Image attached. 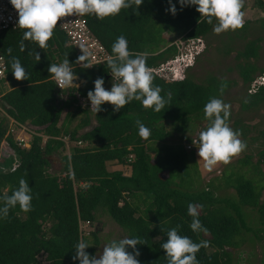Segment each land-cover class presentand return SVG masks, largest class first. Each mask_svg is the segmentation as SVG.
<instances>
[{
	"label": "trees",
	"instance_id": "obj_1",
	"mask_svg": "<svg viewBox=\"0 0 264 264\" xmlns=\"http://www.w3.org/2000/svg\"><path fill=\"white\" fill-rule=\"evenodd\" d=\"M172 3L177 8L175 15L166 11L171 7L169 0H144L138 10L133 6L104 19L84 16L112 55L113 44L123 35L131 52L144 56L148 67H158L177 53L173 41L161 48L166 32L205 39L216 22L214 18L209 24L196 5L182 7L179 0ZM253 6L264 12V0H255ZM251 22L245 21L243 33ZM259 22L264 28V15ZM24 31L18 28L0 32V52L8 64L7 78L0 84V104L7 113L0 120V197L5 193L11 195L23 178L32 189L33 198L29 211L17 204L7 217L0 215V264H40L42 254L49 264H80L73 256L81 240L91 245L86 249L90 255H96L101 244L98 229L88 234L82 230V223L92 225L100 210L126 230L128 238L139 237L146 242L137 245L140 252L137 259L141 264H168L162 244L167 241V231L177 226L180 235L196 243L208 242L207 247L196 253L199 264H239L237 250L245 241V235L253 232L257 239H264L260 235L264 231V170L261 166L264 141L257 152L238 158V170L224 176L227 177L224 182L236 192L237 198L233 199L218 195L219 185L214 182H204L197 150L199 138L188 135L199 122L208 127L210 121L205 117L204 106L216 97L231 106L230 127L239 130L240 139L247 143L249 133L257 125L247 124L246 118L235 117L237 113L264 111V85L250 92L257 74H264V67L256 61L262 37L248 40L237 54L241 61L236 69L245 87L244 95L238 100L241 112L235 111L232 106L235 99L228 96L231 89L240 86L239 80L218 76L211 70L198 77L192 69L200 55L187 70L184 80L171 82L153 74L154 84L162 88L161 95L167 99L171 94L161 112L146 109L141 101L133 100L119 112L113 110L112 104L105 103L97 113L91 109L87 93L94 90L98 77L104 78L105 88L110 87L113 77L106 62L89 68L77 63L78 50L70 45L59 24L46 49L24 40L26 48L21 51ZM8 48L12 49L11 55ZM36 52L41 56L39 62L35 59ZM12 57L20 59L29 79L19 81L14 77ZM66 58L77 79L73 86L60 89L48 68ZM222 83L227 84L223 94L220 92ZM78 116L80 121L74 124ZM11 118L37 127L38 133L32 135L30 147L18 145L15 137L18 127L11 130ZM137 120L150 130L149 138H141ZM167 123L172 129L166 128ZM173 131L179 133L182 142H167L174 136ZM43 135L47 136L46 140ZM65 137L74 143L70 155ZM260 138L264 140V130L260 136H251L252 141ZM5 139L15 152L9 158L2 155ZM157 141L164 143L160 147L153 146ZM185 142L190 145L185 146ZM192 146L196 149L188 150ZM54 156H61L63 168L60 171H51ZM115 160L130 165L132 174L109 170L108 162ZM245 166L250 169L239 171ZM190 203L198 206V218L207 232L197 233L191 229ZM249 210L255 212V220L248 215ZM252 221H256L257 226L252 225ZM128 250L135 251L131 247Z\"/></svg>",
	"mask_w": 264,
	"mask_h": 264
},
{
	"label": "clouds",
	"instance_id": "obj_2",
	"mask_svg": "<svg viewBox=\"0 0 264 264\" xmlns=\"http://www.w3.org/2000/svg\"><path fill=\"white\" fill-rule=\"evenodd\" d=\"M13 7L18 12V26L24 29L23 39L20 41V50L24 51L26 46L24 40H30L38 43L39 48L46 49L48 42L54 36V29L58 23L69 16L95 15L99 19L118 15L122 9H129L135 6L138 10L144 0H10ZM181 6L196 5L197 11L204 17L209 24L213 23L215 18L218 24L214 27V32H222L242 29L245 24L244 7L245 0H179ZM170 11L173 15L177 13V8L172 0ZM137 14L139 12L137 11ZM83 50L77 63H83V67L89 68L93 64L89 58L92 53L80 45ZM11 55L12 49L8 48ZM112 53L107 58L106 64L114 82L111 89L105 88V80L98 77L94 81V90L87 93L91 101V109L99 113L102 111V105L110 103L114 106L113 110L119 112L131 101H141L146 109H153L155 112H161L165 105L169 103L171 94L167 99L161 95L162 88L154 84V75L147 66L146 58L139 54H134L129 50L127 39L121 35L112 46ZM29 55H32L30 52ZM35 59L40 61L39 52L35 53ZM88 61L87 63H85ZM11 68L14 77L23 81L29 79V74L22 65L18 57H12ZM49 73L62 89L71 86L76 80V73L70 66L69 59H64L62 63H52L48 68ZM226 83L220 85V92L223 94ZM231 106L222 99L213 97L204 106L205 117L210 121L206 130L199 134L198 155L205 162V168L211 171L215 165L222 162L228 164L231 159L238 156L247 149V143L240 139L241 132L230 127L228 118L230 116ZM138 132L141 138L147 139L150 136V130L140 121H136ZM200 159V160H201ZM32 189L28 182L21 178L19 187L11 195L5 193L0 200L3 201V207L0 208V215L7 217L9 210L17 206L24 211L31 209ZM188 215L193 219L190 224L194 232H207L199 220V211L196 204L188 205ZM178 227L167 231V241L162 244L168 258V264H199L196 253L202 248L207 247V241L200 243L194 242L188 236H182L178 233ZM163 231V229H162ZM139 237L122 238L119 241L113 240L106 244L102 254L90 255L86 249L91 246L84 240H81L75 247L76 254L73 260H79L80 264H141L137 259L140 255L137 249L138 244H144ZM131 247L134 252L128 250Z\"/></svg>",
	"mask_w": 264,
	"mask_h": 264
},
{
	"label": "rangeland",
	"instance_id": "obj_3",
	"mask_svg": "<svg viewBox=\"0 0 264 264\" xmlns=\"http://www.w3.org/2000/svg\"><path fill=\"white\" fill-rule=\"evenodd\" d=\"M245 8L243 10L244 13V20H252V22L248 26L249 30L245 33L241 31L242 29H237L235 31L228 30L225 32H222L220 34H216L214 32V27L216 24H218V21L216 20L215 25L213 29L207 34L205 41L207 45L206 51L201 55L200 60L196 63V66L194 67L195 73L198 75V77H203V75L208 71L211 70L214 73H216L218 76H222L228 79H237L239 80L240 86L231 89L229 92V97L235 99V103H233L234 109H240V103H239V97L243 96L245 93V90L243 87L242 79L240 78L239 72L236 69V65L240 59H238L237 54L240 49L244 48L245 43L248 40L257 38L258 36L262 37L261 42V49L260 54L257 61V64L261 67H264V28L261 27L259 19L264 15V12L261 9H258L254 7L255 0H245ZM178 34H170L168 32L165 33V39L164 42L161 44V48L165 47L172 41L178 37ZM228 48L230 49L229 51ZM231 68V69H229ZM262 76L264 74H257L256 79H258V82L262 81ZM113 85V81L110 84V87L107 86V89H111ZM5 88H8V85H5ZM4 109L2 108L0 104V119L3 118L2 116L5 114L3 113ZM241 112V111H239ZM250 111V112H243L239 113L237 116L241 118H246L247 124H256V127H253L251 130L252 132L249 133L247 137V149L243 151L238 156L234 157V160L231 161V163L224 164L222 162L218 163L213 167L211 171L205 168V162L201 159V166L200 170L201 173H205V181L204 182H214L215 185H219L218 188V195L224 196V197H233V199L237 198L236 192L233 188L229 187L224 180L226 178L225 175L230 174L233 170H238L239 163L238 158H242L245 156L246 153H254L257 152L262 146L261 143L264 141L262 138L256 141L251 140V136H260L261 130H264V111L262 112H256ZM67 110L63 114V118L66 116ZM260 113H263L260 115ZM237 116L235 118H237ZM254 119L249 120L251 118ZM260 116V118H259ZM62 118V119H63ZM80 121V116L74 120V124L78 123ZM205 125L203 122H199L195 125V128L192 132H189L188 135L190 137H198L201 131L206 130L204 127ZM168 129H172V125L167 126ZM22 130L19 128L16 129V136L20 133L22 136L24 134L21 133ZM191 131V130H190ZM23 132V131H22ZM32 133V132H31ZM174 136L169 138L167 142H171L175 139V142L180 143L182 142V138L178 137L176 135L177 131H173ZM33 135V133H32ZM27 138H32L28 134H26ZM32 140V139H31ZM184 142V141H183ZM164 142H154L153 146L160 147L163 145ZM74 143L71 142V145ZM173 144V143H172ZM176 144V143H174ZM190 145L189 143L185 142V146ZM190 148L196 147H188V150L191 151ZM198 150V149H197ZM64 155V154H62ZM153 156H155V153H152ZM53 168L51 171H60L63 168V162L61 160V156H54L53 157ZM198 158V157H197ZM255 162V160H254ZM262 170H264V164L261 165ZM247 169H250L249 166L242 167L239 171L245 172ZM237 172V171H235ZM203 174V173H202ZM257 178L259 179L258 175ZM98 211V210H97ZM98 217L97 220L92 224L89 225L87 223H82V230L84 234H88L90 232L95 231L98 229L99 237L101 239V244L98 247L96 255L99 256L102 254L103 248L106 244L110 243L113 240H120L122 238L128 237V233L126 230H124L108 213H105L103 211L97 212ZM248 215L250 218H254L255 220V212L253 210L248 211ZM252 225H256V221H252ZM257 226V225H256ZM264 238V231L260 234ZM237 255L239 257V264H264V239L260 240L257 239L255 234L249 233L245 235V241L242 243L241 247L237 250ZM40 264H49V262L46 260V255L42 254L40 256Z\"/></svg>",
	"mask_w": 264,
	"mask_h": 264
},
{
	"label": "built area",
	"instance_id": "obj_4",
	"mask_svg": "<svg viewBox=\"0 0 264 264\" xmlns=\"http://www.w3.org/2000/svg\"><path fill=\"white\" fill-rule=\"evenodd\" d=\"M18 19V12L13 7L10 0H0V32L7 29L20 28L17 25ZM58 24L67 34L70 45L77 48L80 56L83 55V50L80 45H83L92 53L89 60L93 66L105 63L107 58L112 55L105 44L94 33L85 16H69L63 18ZM172 44H175L177 47L176 55L173 58L166 60L158 67L149 68L152 74H156L167 81H181L185 79L187 70L192 67L196 63L197 58L205 52L207 45L203 37H188L187 34L179 36L172 42ZM87 62L88 61L85 63ZM7 69L8 64L6 57L0 52V84L7 78ZM262 78H264V76H262ZM114 82L118 81L113 80V83ZM74 84L75 83L71 86ZM259 85H264V79L263 82H258V79H256L255 82H253V88H251L250 92H255ZM58 87L62 89L59 85ZM68 87L70 86H66L64 89ZM14 126H17L23 132H28L30 134L37 133L34 128L27 124L17 123V121L13 119L11 122V130ZM15 137L18 145L22 147H30L31 140H28L19 134ZM64 141L67 146V152L70 155V139L65 137ZM79 143L82 144V142ZM2 149V155L6 158L15 154L14 150L8 146L6 139L2 142Z\"/></svg>",
	"mask_w": 264,
	"mask_h": 264
},
{
	"label": "crops",
	"instance_id": "obj_5",
	"mask_svg": "<svg viewBox=\"0 0 264 264\" xmlns=\"http://www.w3.org/2000/svg\"><path fill=\"white\" fill-rule=\"evenodd\" d=\"M179 37V36H178ZM178 37H176V38H178ZM192 71H194V68L192 69ZM235 111L236 112H238L239 110L238 109H235ZM3 113H5L2 117H4V116H6L7 115V113L5 112V110L3 111ZM238 115V113L236 114V116ZM2 119V118H1ZM0 119V120H1ZM12 120H13V118H11V122H12ZM27 125L28 126H30V127H32V128H34V129H37V127H35L34 125H32V124H30V123H27ZM168 125H171V124H169V123H167L166 124V128H167V126ZM168 129V128H167ZM170 130V129H169ZM37 132V131H36ZM21 133L22 134H24L23 136L19 133V135L20 136H22V137H24V136H26V134H28L29 136H31L32 137V134H30V133H28V132H22L21 131ZM38 133V132H37ZM39 134H42V133H39ZM176 135H178L177 133H176ZM43 137H44V139L46 140V138H47V136H45V135H43ZM26 139H28V140H31L30 138H27V137H25ZM170 144H174V143H177V142H175V139L173 140V141H171V142H169ZM70 144H71V141H70ZM71 146H73V145H71ZM202 165V164H201ZM108 168H109V170H111V171H115V170H118V171H123L124 172V174L125 175H131L132 174V167L130 166V165H128V164H126V165H124V164H120V163H118V161H109L108 162ZM203 174V177L205 178V173L204 172H202Z\"/></svg>",
	"mask_w": 264,
	"mask_h": 264
}]
</instances>
